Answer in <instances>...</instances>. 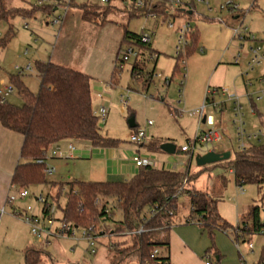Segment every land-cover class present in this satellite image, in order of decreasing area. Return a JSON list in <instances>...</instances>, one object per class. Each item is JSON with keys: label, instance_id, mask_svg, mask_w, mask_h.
Wrapping results in <instances>:
<instances>
[{"label": "rangeland", "instance_id": "1", "mask_svg": "<svg viewBox=\"0 0 264 264\" xmlns=\"http://www.w3.org/2000/svg\"><path fill=\"white\" fill-rule=\"evenodd\" d=\"M83 1L71 0L67 11H65V0L56 1L57 10L51 14L39 10L32 17H16L9 22L0 23V89L12 84L10 77L18 73L17 66L25 68L31 64L32 70H26L20 76L28 89L37 93L40 90L41 80L35 62L36 60L52 61L85 72L92 77L93 108L97 115L103 101L106 100V106L110 108L106 124L101 120L99 122L103 133L118 139L119 144L102 147L93 146L82 140L60 143L48 150L46 163L55 167L56 172L52 175L45 174L47 181L98 180V175L106 165L104 161L94 159L96 155L106 156L105 151L101 152L102 150L108 148L110 152L115 151L114 160L119 168L121 160H133L136 150L140 149L144 158L165 161L166 169L177 172L189 170L197 175L187 187L204 191L216 198L218 212L222 217L234 226L241 224L250 209L260 203L262 193L258 185L246 184L241 189L235 181L233 172L224 164H220L222 161L204 166H199L196 162L198 155L210 150L231 151L232 157L239 150L233 124L235 117L232 104L226 102L223 111L220 108H211L209 104L205 109L207 115L215 116L219 125L226 124L222 142L207 146L198 144L190 161L187 153L181 151V146L194 140L199 121L193 112L203 105L206 98L205 91L211 78L214 81L210 85L215 86L212 83H218L216 78L219 75L228 79V82L236 78L235 85L238 89L230 83L221 86L242 96L247 131L252 133L261 129L264 132V99L256 101L255 114L252 113L253 107L249 101L250 97H256L264 90V81L259 79L264 72V62L257 65L249 74L241 75L248 69V60L244 61L243 58L248 57L250 46L261 45L264 51V0H257L255 6L244 16V25L250 26L255 31L258 39L255 43L233 39V29L229 23L235 24L236 21L229 18L232 14L223 6L227 0H209V5L196 3L195 13L190 17L179 11L175 16L161 15L157 18L149 15L130 17L127 5L122 1L113 0L107 15L92 16L90 20L82 19V15L85 14L84 9L81 8ZM235 1L248 8L253 0ZM32 4H36L35 0H14L12 3L13 6L19 7ZM59 15L63 16L62 21L55 23V17ZM185 20L190 21L199 34V44L193 53L186 55V68L183 69L179 65L176 67L175 28ZM170 22L174 23L175 28L170 27ZM10 27H12L11 31ZM126 30L137 34L147 31L152 35V42L147 45V53L141 58L140 68L134 71L141 73L139 77L131 73L133 60L122 69L117 64L118 57L126 46L124 41ZM5 38L7 42L3 43L2 39ZM239 52L242 53V59L236 63L234 56ZM243 62H245L244 66ZM98 93L104 98L99 97ZM7 100L15 105H22L24 102L15 87L13 93L7 94ZM123 100H127L128 104L125 105ZM132 117L135 118L136 123L134 128L128 123ZM149 121H152V124L149 125ZM207 128L208 125H201L202 130ZM139 130H146L147 140H150L142 147L131 141V135ZM167 142L176 145L175 153L170 154L161 148L150 147L152 143H159L161 146ZM69 144H74L79 149L73 159L67 158L65 154ZM86 147L92 149L94 157L82 154ZM180 161L187 164L179 165ZM114 164V162L109 164L111 171L114 169ZM113 179L115 178L111 180ZM25 189H28L30 195L18 198L13 203L24 215L27 212L29 215L42 216L45 203L37 198L43 194L47 198L48 208L50 207L47 216H53L57 222L62 219L60 206L64 205L65 197L60 198V194L67 191L65 186L47 182L30 185ZM178 204L179 211L171 230L173 259L179 263L184 261V264H205L206 260L212 261L213 264L258 262L264 247L263 235H255L251 239L254 244L252 252L247 241H241L238 246L231 231L226 233L215 229L211 234L197 219L185 223V216L188 217L191 208L187 193L179 196ZM112 216L114 222L98 220L94 228L95 232L102 235L97 242V254L90 252L87 241L82 237V228L76 230L75 237H58L50 244H46L45 237L36 239L32 236L30 227L24 223L22 217L17 221L9 220V226H12L9 234H2L0 228V264H25L24 250H21L22 247L19 245L21 239L26 245L28 243L42 245L48 251L39 264H110L113 254L108 250L109 243L111 241L117 244L130 243L118 228L119 220L122 219L121 211L116 210ZM181 239L188 243L192 253L183 254ZM217 251L221 254L220 260H217L215 254ZM160 252L161 255L168 254L165 248L160 249ZM122 264H138V262L136 257L132 256L125 257Z\"/></svg>", "mask_w": 264, "mask_h": 264}, {"label": "trees", "instance_id": "2", "mask_svg": "<svg viewBox=\"0 0 264 264\" xmlns=\"http://www.w3.org/2000/svg\"><path fill=\"white\" fill-rule=\"evenodd\" d=\"M13 1L0 0V23L16 17H32L39 10L51 14L57 6V0L24 7L13 6ZM169 1L157 0L152 11L158 16H168ZM81 8L85 13L82 19L90 20L92 16L107 15L111 3L100 6L83 1ZM127 8L130 17L147 15L138 12L131 4H127ZM185 13L189 17L193 15L190 11ZM124 41L126 45L135 44L142 50L148 48L141 42L140 34L129 30H126ZM2 42L6 43V38ZM198 44L199 34L195 31L187 49L188 56L198 48ZM178 65L177 59L176 67ZM35 66L41 80L37 93L31 92L17 73L11 75L10 82L23 98V104L1 102L0 99V123L24 137L21 149L24 162L17 166L12 184L19 189L47 182L62 184L67 188L60 194V198L65 197L64 205L60 206L62 219L88 230H94L98 220L114 222L112 214L120 210L122 219L118 228L130 243L113 241L110 244V253L113 254L110 264H122L125 257L132 256L136 257L138 264H170L168 254L151 255L155 249L169 251V231L179 211L178 198L183 193H187L191 207L185 223L197 219L211 234L215 229L226 233L231 231L238 244L241 241L250 243L255 235L264 236V144L251 143L245 150H237L233 157L231 154L228 160L220 163L233 172L239 186L256 184L262 193L260 203L254 205L242 223L236 226L218 212L216 198L187 187L197 178L189 170L177 172L146 165L124 181H47L45 162L53 145L82 140L93 146L112 147L118 145L119 140L102 131L99 116L93 108L92 77L89 74L52 61L36 60ZM137 68L140 67L135 62L132 73ZM251 102L255 107L252 99ZM150 147L160 148V145L152 143ZM41 160L43 162H39ZM186 178V185H183ZM48 205L43 206L44 214L49 213ZM141 227L143 230L138 232ZM45 253L48 251L42 245L26 247L25 264H39ZM256 264H264V247Z\"/></svg>", "mask_w": 264, "mask_h": 264}, {"label": "built area", "instance_id": "3", "mask_svg": "<svg viewBox=\"0 0 264 264\" xmlns=\"http://www.w3.org/2000/svg\"><path fill=\"white\" fill-rule=\"evenodd\" d=\"M52 0H35V3L37 5H44ZM66 1V8L65 11H67L70 1L71 0H65ZM89 2L90 4L95 5H108L112 2V0H84ZM125 5L131 4L133 7L143 14H147L151 16L152 18H157V13L153 12L152 9L154 8V4L157 0H121ZM196 3H204L206 5H209V0H170L169 5V15H177L179 11L186 12L190 11V14L195 13V6ZM223 6L228 8L230 13L233 16V19L236 21L235 24L232 26L233 29V39H237L241 42H252L255 43L258 41L256 35L250 30V28L246 25H244V16L253 8L254 6V0L252 1V4L249 5L248 8H244L241 6V4L235 0H227L223 3ZM212 9L211 7L209 8ZM63 16H57L55 17L54 22L55 23H61ZM170 27L175 28L174 23H169ZM26 27H28V24H26ZM177 46H176V58L178 59V63L180 67L185 69L186 67V55H187V49L189 46V43L191 41V36L195 32V29L193 28L190 21L185 20L181 25L177 26ZM141 42L144 45H149L152 42V35L151 33L144 31L140 34ZM241 46H243L241 44ZM147 53V50H142L135 44H128L125 46V48L121 51L120 56L118 57V66L120 69L124 67V65L129 64L130 61L137 62L142 58V56H145ZM152 54V52H150ZM158 57V56H157ZM242 57V53H238L235 57V62L239 63L240 59ZM245 60V57L243 58ZM264 62V51L262 50L261 45H251L250 46V52H249V59H248V69L245 72V75L249 74L251 71L255 69L257 65H260ZM134 65H132L133 68ZM18 74L23 75L26 70H32L31 64H28L25 68L22 67H16ZM134 76L139 77V73L133 72ZM261 81H264V75L260 76L259 78ZM167 80V79H166ZM184 83L183 81L181 82ZM251 83V82H250ZM14 87L12 84L5 85L2 89H0V99L1 102H7V94L13 93ZM222 96L224 98L223 102H217L215 99L216 96ZM99 97H103L101 93H98ZM251 96V95H250ZM251 99L256 102L264 99V90L261 91V93L256 97H251ZM124 104L127 105L128 101L123 100ZM229 102L232 104V110L234 114L233 124L235 126L236 136L239 142V150H245L251 143H260L264 144V132L259 129L255 132H248L246 129V122H245V113H244V103L242 102L241 96H239L237 93L230 92L228 88L224 87H209L206 92V98L203 103V105L196 109L193 113L197 115L198 117V129L195 135V138L192 142H189L188 144H185L181 146V151L187 153L189 160L192 158L194 151L196 150V146L198 144L201 145H210L214 143H220L224 140V131L220 128H218L215 116L212 114L207 115L205 113V109L207 104L212 105L215 108H220L223 103ZM252 113H256L255 107L252 108ZM99 119L105 123L108 118V108L105 105H102L99 112ZM205 120V121H204ZM148 124H152V121H149ZM205 124L208 125V128L206 130L201 129V125ZM147 131L146 130H139L136 133H133L131 135V141L133 143L141 144L144 143L147 140ZM77 148L74 144H69L68 146V152L69 157H73V155L76 153ZM47 160V159H46ZM133 161L138 167L150 165L153 167L160 168V165L158 162L151 158H144L140 154H135L133 156ZM39 162H43L42 160ZM180 164H186L185 162H180ZM45 174L46 175H52L56 172V168L47 164L45 162ZM187 178L184 180L183 185H186ZM243 185H240L241 189ZM14 190L8 195L7 198V205L13 204L18 198H25L30 195V192L28 189L20 188L16 189L15 186H13ZM183 188V187H182ZM181 188V190H182ZM180 190V192H181ZM179 192V194H180ZM38 200L47 203V198L41 194L38 198ZM233 199V198H232ZM44 204V205H45ZM7 205L0 207V220L3 215L7 213ZM30 207L28 208V210ZM49 209V208H48ZM24 215L22 213L24 222L30 227V233L32 236L36 239H41L45 237L46 243H50V239L52 238H71L76 236V230L78 227L73 223L67 222L64 219H59L57 222V219L53 216H35V215H29L27 212ZM105 224V222H104ZM82 237L87 241L89 245L90 252L92 254L97 253V242L101 238L102 235L100 233L95 232L93 229L88 230L86 228H82ZM143 230V227L138 230V232H141ZM238 244V243H237ZM239 246V244H238ZM249 249L253 252L254 244L252 242L249 243ZM160 250L155 249L152 253L153 256L159 255ZM208 257H210L208 255ZM207 264H213L212 261L206 260ZM256 264V263H255Z\"/></svg>", "mask_w": 264, "mask_h": 264}, {"label": "crops", "instance_id": "4", "mask_svg": "<svg viewBox=\"0 0 264 264\" xmlns=\"http://www.w3.org/2000/svg\"><path fill=\"white\" fill-rule=\"evenodd\" d=\"M256 2H257V0H254V6H255ZM55 10H57V8ZM229 18L232 19L233 16L231 15ZM229 24H231L230 26L232 27L234 23H231L230 22ZM249 28L255 34L254 29H252L250 26H249ZM234 57H236V55ZM248 57H249V53H248ZM248 57L245 56V60L244 61L248 60L249 59ZM140 62H141V59L139 61H137V64H140ZM244 65H245V62H243V66ZM131 70H132V68H131ZM217 72H215V74ZM240 72H241V70H240ZM131 73H132V71H131ZM241 75L242 76H245V73L242 72ZM263 75H264V72L260 76H263ZM216 79H217L216 82H218V83H212L215 86H211L210 83L212 81H214L213 78H211L210 83H208V85H207V89L209 87H222L221 85H224V83H230V85H233L234 84V86L236 87V85H235L236 78H235V80L233 79L230 82H228V79H226L222 75H219V77L216 78ZM204 88H205V86L203 87V92H204ZM207 89H206L205 92H207ZM246 89H248L247 84H246ZM248 96H250V95H248ZM101 98H104V97H101ZM212 99H215L217 102H223L224 101V98L222 96H216L215 98L213 97ZM241 99H242V96H241ZM249 99H250L249 101H250V103L252 105L251 97ZM102 105H105L106 106V100L102 102V104L100 105V108H101ZM210 107L211 108H215L212 105H210ZM225 108H226V102L222 104V106L220 107V109H221V111H223ZM196 109H198V108H196ZM255 109H256V102H255ZM98 112H100V109L98 110ZM109 113H110V108H108V115H109ZM134 121H135V118H134ZM106 122H107V120H106ZM106 122H105V124H106ZM216 123H217V121H216ZM217 126H218V128L222 129L224 132L226 131V124L225 125H219L217 123ZM134 127H136V125ZM134 127H131V128H134ZM23 141H24V137H23L22 134H20L18 132H15V131H12V130H9V129L5 128L0 123V207L1 206H4V205H7L8 195L14 190V188H13L14 185L12 184L13 175H14V173L16 171L17 166L19 164H21L22 162H24V160L21 157V149H22ZM148 141H150V140H146L144 142L145 144L144 143H141V144H138V145L142 147V146L146 145V143ZM63 142H65V141H63ZM63 142H61V143H63ZM59 144L53 145L52 147L49 148V150L52 149L53 147L59 145ZM78 150L79 149L77 148V151L73 155V157H69V152L68 151H66L65 154L67 155V158H72L73 159V158L76 157V155L78 153ZM103 151H105L106 156L104 157L102 155V157H101L99 155L100 156L99 157V156L96 155V158L94 160L100 161V162L104 161L106 166H105V169L103 171H101L100 174L98 175L99 176V179L98 180H95V181H124V180L130 179L131 176L133 174H135L139 170L138 169L139 167L136 164H134L133 160H127V159L121 160L120 161V164H119V168H117V165L118 164L114 160L115 151L114 152H110V150L108 148L106 150H102L101 152H103ZM47 154H48V152H47ZM82 154H84L85 156L86 155L92 156L93 155L92 149H88L86 147V149H83ZM110 154H112V155H110ZM135 154L142 155L140 149H137L136 152H135ZM59 155H61V154H59ZM93 157H94V155H93ZM110 162H114L115 163L114 164L113 171H111V169H110L111 168L109 166ZM156 162H158L159 165L161 164V167H164L165 164H166L165 161H162V162L161 161H156ZM180 162H184V161H180ZM180 162H179V165H182V166L185 165V164H180ZM182 171H185V170H182ZM112 178H115V179L111 180ZM45 215H47V214H44L43 213V209H42V216H45ZM23 216L24 215H22L21 210L16 205H14V204L7 205V213L5 215H3L2 218H1V220H0V226L2 225V227H0L1 228V233L2 234H6V235L9 234V232L12 229V226L11 227L9 226V223H10L9 220H11V221H13V220L17 221L21 217L23 218ZM185 218H186V216H185ZM174 224H175V220H174V222L172 224V227H171V229L169 231L170 247H169L168 255L170 257V264H184V261H181L179 263V261L173 259V244L171 242V230H172ZM17 225H19V223ZM55 239L56 238L50 239V243H51L52 240H55ZM111 243H112V241L109 243L108 246H110ZM181 243H182L181 246H182V249H183V254H190V253H192L191 247L188 245V243L184 239H181ZM19 245L22 247L21 250H24L26 247H28L30 245H33V244L28 243L26 245L25 241L21 239ZM108 250H110V247H109ZM97 252H98V249H97ZM216 255H217V260H220L221 254L217 251L216 252ZM109 263H110V261H109ZM205 264H207L206 261H205Z\"/></svg>", "mask_w": 264, "mask_h": 264}, {"label": "water", "instance_id": "5", "mask_svg": "<svg viewBox=\"0 0 264 264\" xmlns=\"http://www.w3.org/2000/svg\"><path fill=\"white\" fill-rule=\"evenodd\" d=\"M57 1H60V0H57ZM128 123L130 127H134L136 125L134 121V117L129 119ZM160 148L170 154L175 153L177 150L176 145L171 142L163 143L160 146ZM231 154H232L231 151L216 152L215 150H210L203 155H198L196 157V162L199 166L214 164V163L228 160L231 157Z\"/></svg>", "mask_w": 264, "mask_h": 264}]
</instances>
